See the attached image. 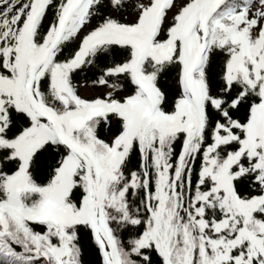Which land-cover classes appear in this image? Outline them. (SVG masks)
Returning a JSON list of instances; mask_svg holds the SVG:
<instances>
[{
  "label": "snow or ice",
  "instance_id": "snow-or-ice-1",
  "mask_svg": "<svg viewBox=\"0 0 264 264\" xmlns=\"http://www.w3.org/2000/svg\"><path fill=\"white\" fill-rule=\"evenodd\" d=\"M0 264H264V0H0Z\"/></svg>",
  "mask_w": 264,
  "mask_h": 264
}]
</instances>
